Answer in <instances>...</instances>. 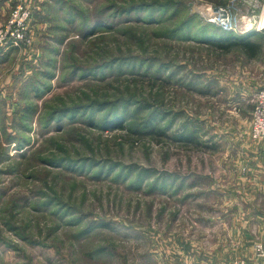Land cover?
Masks as SVG:
<instances>
[{"label":"rangeland","instance_id":"rangeland-1","mask_svg":"<svg viewBox=\"0 0 264 264\" xmlns=\"http://www.w3.org/2000/svg\"><path fill=\"white\" fill-rule=\"evenodd\" d=\"M196 1L234 36L192 0H22L30 44L0 61V264H264V0ZM204 27L260 49L216 50ZM151 117L165 135L134 132Z\"/></svg>","mask_w":264,"mask_h":264},{"label":"built area","instance_id":"built-area-1","mask_svg":"<svg viewBox=\"0 0 264 264\" xmlns=\"http://www.w3.org/2000/svg\"><path fill=\"white\" fill-rule=\"evenodd\" d=\"M249 1L256 6L257 2L255 0ZM213 11L220 13H217L219 15L217 26L219 28L223 31L236 32L233 20L230 19L231 17L226 9L214 8ZM31 15V11L22 0H16L13 3L6 23L0 27V51L18 50L23 45L30 44L28 24ZM251 127L253 139L261 141L264 147V87L255 94Z\"/></svg>","mask_w":264,"mask_h":264},{"label":"trees","instance_id":"trees-1","mask_svg":"<svg viewBox=\"0 0 264 264\" xmlns=\"http://www.w3.org/2000/svg\"><path fill=\"white\" fill-rule=\"evenodd\" d=\"M141 4L142 5H144L145 3H138V4H134V5H131L130 7H128L127 9H122V10H119V11H116V12H130V10L132 9V7H136V6H138L139 7V5L141 6ZM146 7H148L147 9H148V16L150 17V16H152V11H154V7L152 6V4H150V6H146ZM142 8H136V9H133L132 11H135V10H141ZM166 8H164V7H162V10H165ZM124 12V13H125ZM175 13H176V11H175ZM195 15H191V18L192 17H194ZM197 16V15H196ZM195 16V17H196ZM198 17V16H197ZM151 20H153V21H151V22H157L156 20H158V19H151ZM191 19L189 18L188 19V22L187 23H189V21H190ZM165 20L163 19V20H161L160 22L162 23V22H164ZM104 24L105 25H107V27H109V24H107V22H104ZM146 24H148L147 26L148 27H150V25H151V23L150 22H146ZM185 24V23H184ZM184 24H180L181 26H179L177 29H175V31H174V29L172 28V30H171V32H170V30L169 31H167V32H165V38L166 37H169V32L170 33H173V31L175 32V33H178L180 30H182V28H188V27H190L189 26V24H187V25H184ZM208 24V26H212L213 27V25L212 24H209V23H206V25ZM101 26H103L104 27V25L103 24H101ZM200 30H202L203 32L200 34L201 35V37H200V35H198V36H196V38L198 37L199 39H196L195 37L193 38L194 40H196V41H199L200 43L202 42V43H208V44H211L212 45V47H214L216 50L217 49H219V50H224V51H229V50H231V49H234V48H240L243 52H244V54L247 56V57H249V58H253L257 53H258V51H259V49H260V45H258L257 43H254V42H251V41H248V40H246L247 38H244V37H238L237 39L236 38H234V39H236V40H233V39H227L229 42H227V43H223V44H221V43H219L220 41L219 40H216L215 39V37L216 36H209L207 33H205V27L203 28V29H200ZM214 32V31H213ZM224 33H226L225 35H224V37H227V35L229 36V35H233V34H228L226 31L224 32ZM230 33V32H229ZM234 36V35H233ZM201 38H203V39H201ZM207 38V39H206ZM216 40V41H215ZM93 101H95V100H93ZM93 101H91V102H93ZM125 104H127V103H125ZM109 105H112V103H110ZM103 106H104V104H103ZM102 106V107H103ZM85 108H87V105L85 106V107H83V109H79V108H77V111H79V112H84L85 110ZM124 108H125V106H124ZM114 112V113H117V111H116V105H115V103L112 105V107L109 109V112ZM58 113H56L57 115L58 114H60L61 115V111L59 112V111H57ZM60 115L58 116V117H60ZM116 115V114H115ZM50 117H52V115L50 116ZM50 117H49V119H50ZM57 117V118H58ZM105 118V116H102V120ZM152 118V117H151ZM101 120V121H102ZM108 123H110L111 124V126H109V127H112V125L114 124V123H116L115 125H117V124H119V123H121L120 122V120L119 119H112L111 121H109ZM152 123H153V118L152 119H149L147 122H145L144 123V125H143V127H141V131H134L137 135H147V136H162V135H165L164 134V131L166 130V128H162L160 125H157V126H153L152 125Z\"/></svg>","mask_w":264,"mask_h":264},{"label":"water","instance_id":"water-1","mask_svg":"<svg viewBox=\"0 0 264 264\" xmlns=\"http://www.w3.org/2000/svg\"><path fill=\"white\" fill-rule=\"evenodd\" d=\"M190 15H197L201 18L205 23L209 24H217L218 22V14L215 13L212 9L209 10L206 6L200 7L196 0H192L188 5ZM213 11V12H212Z\"/></svg>","mask_w":264,"mask_h":264},{"label":"crops","instance_id":"crops-1","mask_svg":"<svg viewBox=\"0 0 264 264\" xmlns=\"http://www.w3.org/2000/svg\"><path fill=\"white\" fill-rule=\"evenodd\" d=\"M6 2H7V1L4 2V0H1V1H0V3H1V4H0V9H4L3 7H4V6H7V5H6ZM2 5H3V6H2ZM35 16H36V17H40V16H44V14H41V15H40V12L38 11V12L35 14ZM1 26H2V25H0V27H1ZM14 51H15V50H11V51H10V50H9V51H8V50H7V51H1V52H0V61H1L2 59L6 58L7 55H8L9 53L14 52ZM0 64H1V63H0Z\"/></svg>","mask_w":264,"mask_h":264},{"label":"bare ground","instance_id":"bare-ground-1","mask_svg":"<svg viewBox=\"0 0 264 264\" xmlns=\"http://www.w3.org/2000/svg\"><path fill=\"white\" fill-rule=\"evenodd\" d=\"M213 12V11H212ZM264 13V12H263ZM264 15V14H263ZM262 20H264V17H263V19ZM263 23H264V21H263Z\"/></svg>","mask_w":264,"mask_h":264}]
</instances>
